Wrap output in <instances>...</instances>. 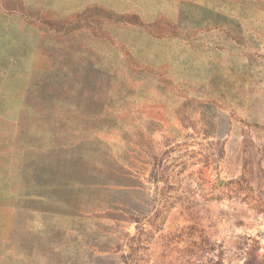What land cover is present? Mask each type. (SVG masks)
Here are the masks:
<instances>
[{"label": "rangeland", "instance_id": "obj_1", "mask_svg": "<svg viewBox=\"0 0 264 264\" xmlns=\"http://www.w3.org/2000/svg\"><path fill=\"white\" fill-rule=\"evenodd\" d=\"M0 264H264V0H0Z\"/></svg>", "mask_w": 264, "mask_h": 264}]
</instances>
